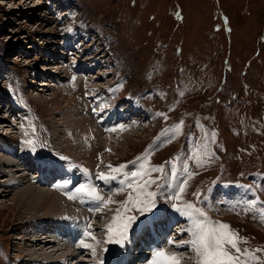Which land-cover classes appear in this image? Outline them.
<instances>
[{
    "label": "rangeland",
    "instance_id": "1",
    "mask_svg": "<svg viewBox=\"0 0 264 264\" xmlns=\"http://www.w3.org/2000/svg\"><path fill=\"white\" fill-rule=\"evenodd\" d=\"M88 78L92 88L82 93L90 107L112 114L120 103V110L128 114L124 118L112 115L125 129L122 134L107 131L102 143L95 136H84L78 146L66 139L71 132L67 122L81 117L68 113L73 104L64 98L75 105L82 102L80 89L76 92L79 101L72 93L76 83ZM98 86L107 89L96 90ZM8 100L17 111L1 108ZM80 110L87 118L83 108ZM129 111H138L132 120ZM181 121L183 126L178 129ZM106 122L107 127L114 126L108 123L112 121ZM28 140L34 141L35 151L25 143ZM25 157L32 162L30 169ZM141 164L148 168L163 165L165 173L175 164L178 176L166 187L164 197L189 177L181 201L161 198L156 185L149 188L158 193L160 211L165 209L157 217L177 213L173 203H194L212 221L230 225L243 238L239 247L264 262V251H256L264 249L261 216L226 214L210 200L219 185L240 189L257 181L254 187L260 189L264 201V0H0V264H42L28 256L31 250L37 252L35 241L46 253H57L64 264L126 263L127 258L116 260L124 257L128 242L122 249L105 240L107 225L131 190L120 191L118 180L106 183L98 173L112 174L109 165H126L124 171L130 173ZM185 165L188 172L183 170ZM48 166L61 178L68 176L66 172L81 170L85 179L76 188L86 182H95L100 190L111 187V192L105 190L101 195L105 200L111 197L113 205L94 212L95 202L83 207L85 199L77 194L76 203L81 206H73L83 212L66 206L49 212L44 205L30 206L18 200L15 193L28 185L33 189L31 183L43 178ZM82 168L86 174L92 171L89 179ZM22 175L27 180L8 183ZM160 175L152 173V178ZM51 183L43 186L53 187ZM159 183L163 186V180ZM41 191L48 194L52 189ZM66 212L71 217L93 214L87 216V223L100 241L96 256L81 247L79 257L71 246L78 239L72 238L68 244L48 243L59 228V219L47 223L48 219ZM183 218L188 224L174 227L173 233L190 227V221ZM67 220V228L72 227L73 219ZM40 226L45 231L36 238L35 233H41L35 227ZM135 229L134 225L129 239L134 238ZM139 238L132 242L140 247L135 249L137 255L142 247ZM185 240L182 237L179 242ZM86 242L95 244L91 239ZM117 247L120 253L116 256L113 248ZM182 253L188 258L182 264H197L191 250ZM134 256L132 262L144 260ZM248 264L256 262L249 260Z\"/></svg>",
    "mask_w": 264,
    "mask_h": 264
},
{
    "label": "snow or ice",
    "instance_id": "2",
    "mask_svg": "<svg viewBox=\"0 0 264 264\" xmlns=\"http://www.w3.org/2000/svg\"><path fill=\"white\" fill-rule=\"evenodd\" d=\"M95 111V110H94ZM183 121L177 126L178 129L182 128ZM115 131V129H112ZM32 151L36 150L35 143L32 140L25 141ZM61 159H67L61 157ZM174 159H179L174 158ZM196 159V155H193ZM171 164V162H168ZM199 163V161H197ZM112 174L98 173V178L106 183L111 181H119L120 191L130 189L127 199L122 203L121 208L117 209L116 215L113 217L112 223L107 225V236L105 242L108 244H116L121 248L125 246V242L129 241V234L135 225L137 228L147 230L152 218L160 211L157 205L158 193L156 191H149L152 185L160 188L161 198L171 199L173 201H181L182 195L187 187V179L180 181V186L175 189L172 195L164 197L166 187L170 186L172 181L178 176L175 164H172L169 173H165L163 165L148 168L145 164H141L138 170L125 172L126 165L119 167H112ZM185 172H188V166L185 165ZM87 171V170H86ZM152 173H160L161 175L152 178ZM191 174H189L190 176ZM163 180V186L159 181ZM77 194L83 199H89L95 202L96 207L91 209L94 212H99L107 208L114 201L109 197L105 198L99 194L95 185H80L75 189V193L69 195V199H77ZM255 201L249 204V208L255 206ZM261 207L258 214L264 220V202H260ZM172 209L177 213L185 216L190 221V227L186 229L191 239L176 244V247H184L187 245L192 249L197 257V264H248V261H255L256 264H264L260 258L247 249L239 247L240 241L243 239L239 237L238 233L231 230V226L212 221L201 208L197 207L194 203H173ZM155 210V212L153 211ZM133 211L139 212V216L129 214ZM151 213V215H149ZM90 223H86L83 229L82 238L78 241L77 246L90 249L93 256L97 255L96 245L100 241L89 230ZM95 241V244L87 243V240ZM247 243L246 240H244ZM168 244H173L174 241L168 240ZM105 252L108 249H104ZM257 252L264 251V249H257ZM100 264H104L103 260ZM151 264H182V258L175 252L169 253L164 247H158L154 250Z\"/></svg>",
    "mask_w": 264,
    "mask_h": 264
},
{
    "label": "bare ground",
    "instance_id": "3",
    "mask_svg": "<svg viewBox=\"0 0 264 264\" xmlns=\"http://www.w3.org/2000/svg\"><path fill=\"white\" fill-rule=\"evenodd\" d=\"M88 80H91V79L88 78V79L83 80L80 83H76L78 85V87H77L76 91H73L72 96L73 97L77 96L76 98H78V101H79V97L82 95V98H81L82 102H79L77 104L79 106H81V104H82V108L84 111L83 113H86L85 116L88 114L86 117L89 118L90 121H88L87 118H85V119L83 118L84 114L82 115V110H80L82 108H79V106L77 104L75 105L73 103V101L69 100V98L67 96L64 98L67 101V103L73 104V106L71 108H69L70 110H68V113L71 112L72 114L77 115V116L80 115V117H81L80 119L77 118L75 120V122H74V120L67 122V127L70 128V130H68V131H71L72 133L69 132L68 136H66V139H69V142H71V143L75 142L76 145H78V146H81V144L83 143V137L84 136L88 137V138H89L88 135H90L91 137L95 136L96 140L98 142L101 141V143H102V142H105V140H103V139H104V136H105L107 131H112V129H115V131L113 132L115 136L118 135L119 131H120V134H122L125 129H123L122 125H120V124L117 125V123L120 120L113 118L112 115L118 114L119 116H121V118H124V117H126L125 115L128 114V112L120 110L122 107L121 106L122 104H120V103H118L116 105V108L118 109V111L114 112L112 114H110L108 112V110H106L107 108L103 109V110H106V112H105L102 110H100V111L95 110L96 106L90 107L88 105L87 98H86L85 94L82 93V90H85V92L88 93L90 91V89L92 88V83ZM97 82H99V81H97ZM95 86H97V85L95 84ZM79 89H80V96L78 97L76 92H78ZM106 89L107 88H105L103 86H98L96 90L103 91ZM73 90H75V89H73ZM101 104H103V103H100L98 105H101ZM86 108L88 109L89 113H88ZM126 110L128 111V108H126ZM136 112H138V111H131L130 112V113H132V116L129 120H132L133 117L137 116ZM137 114L140 115L139 113H137ZM105 120L112 121V123L111 122H108V123L109 124L114 123V126L107 127V122L103 123V121H105ZM73 122L75 123V127H73ZM115 125L117 127H115ZM118 128H120V129H118ZM121 130H123V131H121ZM115 136H113V138H110V140L113 139L112 142L114 141ZM102 137H103V139H102ZM71 143H69V144H71ZM68 146H70V145H68ZM27 159H28V157H25V159L23 161L27 162L26 168L30 169L29 167H30V164H32V162L28 161ZM20 162H22V161H20ZM24 162H22V164H24ZM36 168H38V167H34L33 169H36ZM62 168H64L65 170H70L69 168H67L65 166ZM20 170H23V169L20 168ZM41 171H44V170H41ZM47 171H49V172L48 173H46V172L42 173L43 178H40V180H37V181L33 180V183H31V184L35 185V187H33V189H31L28 185L25 189H22L21 191L16 192L15 197L17 198L18 196H20L18 200H21L24 203L26 202L30 206H42V205H44L46 210L49 212H50V210L55 211V212H59L57 210V207H59L60 209H63V206L74 207L75 209L77 208L78 209V210L76 209L77 213H78V211L83 212L82 210H80L79 207L73 206V204L81 206L80 204H77L78 202L76 203V199H69V195L74 194L73 191H75L76 186L78 184H80L85 179L82 176V171L76 170L74 172V175L68 174V176L66 175L63 178H57V177L53 176V173H55L56 170L54 168H50V166H48ZM38 173L40 174V172H38ZM71 173H73V171H71ZM15 180L16 179H12L8 183H15V182H21V181L24 182V180H27V178L26 177L24 178V175H22L21 177H19L18 180H16V181ZM31 182H32V180H31ZM50 182H52L51 185L53 187H51V186H46V187L51 188L52 191L49 192L48 194L43 193L41 190L43 188H46L43 186V184L44 185L49 184ZM54 183H56V185H54ZM89 184L95 185L96 189L100 195H101V193H104L105 190H108V192H111V190H112L111 187H108V186L103 187L102 190H100L98 184H95V182H86V184H84V185H89ZM36 185H38L39 188H37ZM101 186H102V184H100V187ZM11 188H12V186H11ZM66 200H70V201H66ZM84 201L86 204L83 207L89 208V204H90L91 200L85 198ZM52 211H51V213H53ZM68 213L69 212L62 213L63 215H60L61 213L60 214L57 213V214H55L56 216L53 219H48L47 223L48 222L51 223V221L56 222V220L59 219V228L53 226V228H55V229L58 228V229L54 230V233L52 235V238L50 239V242H48V241H46V242H48L49 244L50 243L52 244L54 241H56L59 244H68V242H70V239L71 240H72V238H73V240L78 239L76 244H71V243L70 244L72 247L75 248V249L73 248L72 250L77 249L76 251H78V255L80 254L82 256L83 252L80 250L81 247L77 246L78 241L82 238V234H83V232L80 233L79 230H80V228L84 229L85 224L89 221V218H87V216L88 215L92 216L93 214L92 213L88 214V215L83 214L82 216L77 215V216L71 217L70 214H68ZM169 213L170 214L162 215L161 217H153L147 230H143L142 228H138V230L134 234V238H136L139 235L141 236V238H139V239H141L140 245L142 246L140 249L141 250L140 254H138V255L135 254L136 253L135 249L137 248V250H138L140 247H138L137 241L135 242L136 244L133 243V245H132L134 238L133 239L131 238V239H129V241L127 243V246H126L127 248L124 249L125 250L124 251V257L120 256L119 260L117 259V261H120L121 259L127 258V260H125L126 263L125 262L123 263V261H120V262H122L120 264H134L136 259H133L134 261L132 262L131 257H132V255L133 256L136 255L137 258L138 257L144 258V260L140 259L139 261H141V262L144 261V264L145 263L151 264V260H152L154 250L158 247H164L168 250L169 253H172V252L177 253L182 258V262H184V259L186 258L187 255H183L182 252L186 249L187 250L189 249L192 251V249L190 247H186V245L183 247V249H182V247L178 248V247H176V244L180 243L179 239L182 237H183V239L184 238L186 239L185 241H188L190 235L188 236V234H187L188 232L185 231L186 229L181 230L182 227L179 228V230H181V231H178V233H173V231H174L173 228L179 227L180 224H183L184 226H186L188 223L186 224V222H185L186 219L183 218V216H181L177 213H172V212H169ZM47 214H50V213L47 212ZM84 215H85V218H84ZM50 216H51V214H50ZM68 216H70V217H68ZM65 217H67L68 219L69 218L73 219L71 221L73 222L72 227H74V229H72L71 226H68V228H67L66 222H68V220ZM64 225L66 226V230L64 228ZM152 225H153V227H151ZM35 228H36V230H38V234L41 233V235L40 234L37 235V233H35L34 237H36V238L41 237L43 232L45 231L43 226L42 227L40 226L38 228L35 227ZM188 228H189V226H188ZM145 234H147V236L143 237L142 235H145ZM63 236L66 239H61V237H63ZM129 237H131V236H129ZM39 240L41 241L42 239H39ZM168 240H172V241L176 240V242H174L173 244L170 245L167 243ZM37 242H39V241H35L33 244V246L36 247L35 249L37 250V252H35V250L34 251L31 250L30 254H28V256H30V258L33 257L32 259L41 261L42 264H56V263L64 264L63 263L64 259L63 258L60 259V256L57 255V253H46L45 248H43L42 246L37 247V246H39V244ZM128 251H131L132 254L126 255V254H128ZM192 253L195 254L193 251H192ZM72 254H74V253H72ZM34 255H37V256L35 257ZM80 255H79V257H80ZM70 256H72V255L70 254L68 256V259H70L69 258ZM109 256H110V254L106 253V257H109ZM190 257H191V255H190ZM186 259H188V258H186ZM139 261L138 262L136 261V264H138ZM85 262H87V261H85ZM69 264H72V263L70 262ZM141 264H143V263H141Z\"/></svg>",
    "mask_w": 264,
    "mask_h": 264
}]
</instances>
